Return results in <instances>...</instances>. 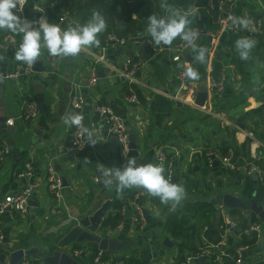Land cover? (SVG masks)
<instances>
[{"label":"crops","instance_id":"obj_1","mask_svg":"<svg viewBox=\"0 0 264 264\" xmlns=\"http://www.w3.org/2000/svg\"><path fill=\"white\" fill-rule=\"evenodd\" d=\"M190 1L192 4L189 9L195 11L198 19L200 15L203 16L202 25L212 28L210 19L196 6L198 0ZM45 2L46 0L29 1L23 16L28 21H38L44 16L49 23L58 24L62 30L71 27L65 21H50ZM160 5V16H164L165 10ZM230 10L238 17L262 16L264 0H237ZM16 14L21 15L18 12ZM71 20L78 25L75 19ZM146 28L145 25L142 31L129 34L126 39H122L124 42L118 40L114 44L109 42L84 49L75 58H50L47 49L42 48L38 59L42 63V72L32 71L18 79L5 77L0 80V114L3 104L5 117L7 120L13 119L20 130L18 138L8 133L0 134V149L8 147L11 150L0 163V199L23 185L24 181L18 177V173L25 162L32 163L40 181V186L32 196L28 213L21 215L9 211L2 219L4 241L0 246V264H42L41 255L38 254L22 258H12L11 254L19 249L32 247L43 250L44 254H51L76 220L83 219L90 211L107 202L110 206L95 235L104 234L108 238L120 239L122 247L117 251L106 250L102 261L94 263V244L89 240H73L63 251L72 256L73 249L85 247L86 252L75 257L81 264H134L132 260L142 264L156 261L179 264L194 248L199 250L212 244L207 239L209 234H213V230L216 231L220 223L228 218L236 222V228L224 236L225 245L237 240L241 230L252 233L249 229L251 225L261 226V237L253 247L246 250L252 253L246 256L244 264H264V247L261 242L264 236V108L261 106L264 103V36L253 37L257 43L252 49L251 59L242 60L239 67L232 63L231 51L223 42L228 35H222L213 42L203 64L194 62L195 54L189 50V61L199 72L200 79L190 80L187 87L196 94L198 87L206 86L207 100L210 98L209 79L214 63H221V69L225 68L227 73L224 91L221 94L213 93V103L206 104L221 119L222 126L214 133L219 137L216 145L194 149L188 145L181 148L178 143L180 144V137L187 138V108L200 107L189 103L186 89H179L175 78L177 65L171 60V46L155 45L151 36L146 33ZM16 35L10 31H0V56L4 57L2 63H6L7 72L20 64L15 59V52L19 49L21 37L17 38ZM2 40L9 44L3 45ZM154 49L157 51L155 56L152 54ZM142 51H146L151 58L144 59ZM103 53L107 64L98 62L95 56ZM112 57L115 59L112 60ZM126 57L145 63L141 75L136 76V81L131 85L138 97L136 104H129L126 100L130 93L129 81L121 74ZM107 66L111 68V72L104 78H99L98 72ZM92 72L98 77L97 83L94 86L88 82L87 85L84 84L85 78ZM75 92L86 98L85 106L78 111L71 106V98ZM31 99H43L47 112L40 113L26 126L27 120L21 122V116L27 101ZM101 104L110 105L116 112L122 111L123 114L118 115L127 124L128 131H132L129 134L135 139V148L129 149L127 153L120 152L119 148L107 149L112 137L105 138L106 131L93 117L95 107ZM70 112L84 115L83 124L93 132L95 141V144L85 142L82 149L74 151L72 159L69 152L73 127L69 128L61 121V117ZM34 131H40V134L36 135ZM11 139H14V148L17 150L7 145V141ZM253 142L258 143L255 160L258 169L247 177L242 172V167L252 155ZM220 145L233 150L236 161L242 166L237 171L230 170L232 184L229 190L224 188L220 178L210 180L209 177L205 180L197 172L201 165L206 167L203 150L218 149ZM160 146H166L170 153L178 152L176 163L182 166L173 183L182 182L187 198L176 211H169V206L161 204L158 198L152 197L142 188L125 189L118 197L114 186L109 190L104 185H99L95 168L122 166L129 157L135 158L137 164H154L155 152ZM130 151L134 154H130ZM85 158L90 163H83ZM49 163L55 166L69 184L63 183L59 202L50 196L45 183ZM187 163L194 165L192 171L186 167ZM218 166L219 163H216L211 167L214 168L213 175L217 177L220 173L215 168ZM259 187L262 190L258 193ZM224 196H230L232 202L240 205L227 207L222 202L218 204V198L223 201ZM136 198L146 213V224H135L132 214L125 216L124 210L119 224L112 225L111 217L116 212L114 201L119 199L129 206ZM250 200H255L261 206L262 216L249 209ZM204 203L211 204L206 216L199 213ZM157 211L160 213L159 217L156 215ZM182 229H187V233L180 237L173 235L174 230ZM166 237L174 241L175 245H163ZM208 263L207 258L205 264Z\"/></svg>","mask_w":264,"mask_h":264},{"label":"built area","instance_id":"obj_2","mask_svg":"<svg viewBox=\"0 0 264 264\" xmlns=\"http://www.w3.org/2000/svg\"><path fill=\"white\" fill-rule=\"evenodd\" d=\"M31 0H25L22 11H17L22 16V19H26L23 16L25 7L27 3ZM237 0H208L206 11L208 12L211 8L217 7V14L214 18H211L212 28H208L203 25H195L192 26L194 29L199 30V37L194 41V43L198 44L200 39L202 38H211V45H213L214 41L219 40L222 35H242L244 37H257L264 36V14L262 16L258 15H249L244 18H248L251 20V28L255 29H245L239 26H233L229 17L236 16L230 10V7ZM19 8V6H18ZM16 11V10H14ZM61 21H65L61 19ZM110 41H118L114 36H109ZM124 42V40H122ZM190 46L187 45L186 42L182 41L179 37L174 41L170 47L171 52V60L176 63V71L175 78L178 82L180 90H187V97L189 103L194 104L195 99V91L193 89H189L187 87L189 83V79L185 75V69L189 66L192 67L191 62L187 58V53L189 52ZM153 56L157 54V51L154 49ZM98 62L107 64L106 55L103 53L101 55L95 54ZM50 58H54L49 55ZM143 61H134L130 57H126L123 65L121 74L128 79V86L130 88V93L127 95L126 100L129 104H136L138 102V97L136 93L132 90V84L136 81V72L141 70L144 66ZM2 62H0V76H1ZM33 71V65H28L26 63H21L15 67L14 70L7 72L6 77L9 79H18L24 75H28ZM98 81V77L95 72H92L90 76H88V83L91 86H94ZM227 82V73L226 69L223 68L220 70L218 76H211L209 79V93L210 98L206 101L205 106L200 107L202 111L209 113L211 115L216 116L214 110L211 106H206L207 102H213L211 98L213 93L221 94ZM86 103V98L81 93L75 92L71 98V106L75 110H81ZM39 103L36 99H31L27 101L26 107L22 113L21 118L23 120L35 119L39 116ZM93 117L98 122L99 126H101L109 137L114 138L118 143V148L122 153H127L130 149V134L128 131L127 124L122 119L121 116L110 106L101 104L95 107L93 111ZM7 123L10 125L14 124L13 119L7 120ZM264 134V131H263ZM84 133L73 127L71 130V144L70 149L80 150L85 144L83 140ZM258 147L257 142H253L251 145V158L253 161H249L245 166H240L234 157V151L229 150L228 153L223 154L218 149H207L206 152V164L209 167L214 166L216 163L223 164L227 169L231 171H237L242 167V172L245 176H252L255 171L258 169L255 164L256 158V150ZM11 153V150L8 147H4L0 149V163ZM178 157V152L170 153L166 146H160L157 148L155 152V163L154 164H162L165 168V177H171L172 182H174L176 178L175 174V165ZM18 177L21 178L24 183L23 185L16 191L9 192L5 194L0 199V246L4 241L3 234V217L9 212L13 211L19 213L21 215H25L28 213L31 206V199L35 192V190L40 186V181L37 177L36 170L31 162H25L21 167ZM45 183L47 184V188L50 196L57 202L61 200L62 197V188H63V178L62 175L58 172L55 166L52 163H49L46 170V178ZM138 197V196H136ZM137 198L134 199L131 203H129V207L132 212V220L135 224L139 226H143L146 224V215L141 205L137 203ZM126 206L122 209L124 212ZM219 229L222 230L221 236L223 237L221 241L216 244H210L206 247H203L197 253H190L186 255L179 264H193L194 262H198L200 258L206 257L208 258L210 255H215L217 261L221 264L225 263V257L228 256L226 251V245L224 241V236L230 230L236 228V222L228 218L225 222L220 223ZM250 231L256 233L257 238L261 237V226L259 224H253L250 226ZM249 249V246H242L237 248V258L235 259V264H244V260L242 258L243 252ZM86 252L85 247H80L73 249L71 254L73 257H77L80 254ZM106 256V250L97 249L93 256L94 263H100L102 259ZM116 264H120L116 263ZM151 264H166L164 261H156Z\"/></svg>","mask_w":264,"mask_h":264},{"label":"clouds","instance_id":"obj_3","mask_svg":"<svg viewBox=\"0 0 264 264\" xmlns=\"http://www.w3.org/2000/svg\"><path fill=\"white\" fill-rule=\"evenodd\" d=\"M25 0H0V31H10L22 36L19 49L15 52L17 61L33 65L41 55V49H47L49 55L61 59L78 57L87 48L99 47L98 36L107 29V23L99 11H93L90 19L84 25L69 27L62 30L58 24L49 23L44 16L38 21H28L16 14L22 11ZM19 6V8H18ZM165 15L152 14L147 18L146 33L151 36L155 45L171 46L176 38H180L191 47L194 62L205 63L207 47L197 45L194 41L199 37V30L192 28L190 17L195 15L193 9L187 11L176 8L162 0L160 5ZM16 10V11H14ZM41 10V9H37ZM42 11V10H41ZM233 26L245 29L251 28V20L244 17H229ZM257 41L251 37H241L235 41V49L241 60H250L252 49ZM4 60L0 56V62ZM189 80H199V72L189 66L185 69ZM3 77L0 76V80ZM67 127H76L86 136L89 143L95 144L93 132L83 124L82 113H68L61 117ZM83 163L90 161L85 158ZM100 181L111 190L113 186L118 195L125 189L142 188L160 203L169 206V211H176L187 198V192L180 183H173L171 177H165L162 164H137L133 157H129L122 166L99 167ZM159 217V211L156 212Z\"/></svg>","mask_w":264,"mask_h":264},{"label":"trees","instance_id":"obj_4","mask_svg":"<svg viewBox=\"0 0 264 264\" xmlns=\"http://www.w3.org/2000/svg\"><path fill=\"white\" fill-rule=\"evenodd\" d=\"M166 2L169 5L181 10L183 9L185 11L188 10L192 4L190 0H166ZM207 2L208 0H198L196 2V6H199L204 11V16L211 20V18H214L217 14V7L211 8L207 12ZM161 3L162 1L160 0H46L45 5L47 6L50 21L54 19L65 20L69 17L71 19H75L78 25H84L90 19L94 10L99 11L107 23V29L99 34L98 39L100 40V44H105L110 42L109 36H114L117 39L122 40L126 39L129 34L132 35L137 31H142L143 27L145 25L147 26V18L150 15L162 14L159 10V5ZM200 16L201 17H199V19L197 15L190 17V19L193 21L191 27L195 25H202L203 16ZM16 37H21L22 40L21 35H16ZM241 37L244 36L229 35V37L223 39L224 44L231 51V61L237 67L240 66L242 60L239 58L234 45L235 41ZM2 44L8 45L9 43L2 40ZM197 45L205 46L208 50L211 48V42L208 40V38L200 39ZM21 63L23 62H20V64ZM220 70L221 63H214L211 71L212 76H218ZM207 149L208 148L203 150L205 162ZM218 150L221 153L226 154L229 151V147L226 145H220ZM249 161H253V158L250 157L248 162ZM261 167H263V165H261ZM261 190L262 187H259V189H257L258 193L261 192ZM125 206L126 203L120 201L119 199L114 201V208L116 209V212L111 217L112 225L116 226L122 220V209ZM209 207H211V204H202L199 213H201L203 216L208 215L206 211H208ZM221 232L222 230L218 228L214 234L210 233L207 239L210 241V243L216 244L223 238L221 236ZM183 233H187V229L173 231V235L176 237H180ZM257 239L256 233H249L245 230H241L239 238L233 241V243L226 245L228 256L225 257V264H235V259L237 258V248L242 246H249V248H251L256 244ZM204 246H206V244H204ZM200 250L201 249L198 250L194 248L192 253H197ZM208 260V264H220L217 261L215 255H210ZM132 261L134 264H142L136 260Z\"/></svg>","mask_w":264,"mask_h":264},{"label":"water","instance_id":"obj_5","mask_svg":"<svg viewBox=\"0 0 264 264\" xmlns=\"http://www.w3.org/2000/svg\"><path fill=\"white\" fill-rule=\"evenodd\" d=\"M35 1H38V0H35ZM19 16L21 17V15H19ZM65 22L68 23L71 27H76V24L69 17L65 19ZM208 40L211 41V38L209 37ZM115 42L116 41H114V40L110 41L111 44H114ZM189 49L191 50V47ZM145 52L146 51H142L141 54L143 55L144 59L149 60L151 58V55H147V53H145ZM187 58L190 59V55L188 53H187ZM111 59L114 60L115 58L112 57ZM41 64L42 63L37 60L33 64V71L42 72L43 67ZM5 67H6V63H2L1 76L3 78H5L6 74H7ZM110 72H111V68L107 66L103 69V71L98 72V77L104 78L106 76V74L110 73ZM140 75H141V70H138L136 72V76H140ZM87 82H88V77L85 78L84 84L87 85ZM0 86H2L1 82H0ZM207 97H208L207 87L206 86L198 87L197 94H196L195 99H194L195 105H197L198 107L205 106V103L207 101ZM38 102H39L40 113L45 114L47 112V109H46V105L44 103V100L39 99ZM261 106L264 108V103ZM1 107H2V109H1L2 112L0 114V134L4 135V134L8 133L12 137L18 138L19 133H20L19 128L17 127V125L15 123L13 125H10L7 123V118L5 117V114H4L3 104H1ZM117 113L119 115L123 114L122 111H117ZM30 124H31V119H28L26 121V126H29ZM34 133L36 135H39L40 131H34ZM129 133L132 134V131H130ZM104 135H105V138L108 137L107 133H105ZM83 140L85 142L88 141L85 134H84ZM134 140L135 139L133 136L130 137V149L135 148ZM7 145L13 149H16V148H14V145H15L14 139L7 141ZM117 148H118L117 141L114 138H111V141L108 144L107 149L108 150H115ZM74 151H75L74 149H71V151L69 152L71 159L73 158ZM129 153L134 154L133 151H130ZM57 168L60 169V166H58ZM98 168L99 167L95 168V173H96L97 178L99 180V185L102 186L103 183L99 179L100 173L98 171ZM64 182H65V185H69L63 179V183ZM221 202L223 203V205H225L227 207H235L237 205H240V203L232 202V198L230 196H224L223 201L219 197L218 198V204ZM109 204L110 203H108V202L101 204L96 209L90 211L89 214L86 217H84L83 219L76 220L68 228V230L66 231L64 236L61 238V241L58 243V245H57L58 247L55 250H53V252L51 254H44L43 250L38 249L36 247H32V248L26 249V250L19 249L17 251H14L11 254L12 258H15V257H21L22 258L24 256H30V255L38 254V255H41L42 264H81V263H79V261H77L75 259V257H73V256L69 255L68 253H66L65 251H63V248H65L73 240H76L77 242H86L89 240L91 243L94 244V246H93L94 249H103V250H109V251H117V250L121 249L122 240L108 238L104 234L95 235V232L98 229L99 224L102 222L103 216L105 215L106 211L108 210V208L110 206ZM126 205L127 206L125 208V216H130L132 214L131 208L128 206V203H126ZM249 209H251L252 211L257 213L259 216H262V214H263V212H261V206L258 205L255 200H250ZM246 212L248 213L249 211L247 210ZM214 233H215V230H213V234ZM261 242H262L263 247H264V236L262 237ZM162 244L167 246V247H172L175 245V242L171 241L168 237H166ZM251 253H252V251L243 252V254H242L243 260L246 258V256L248 254H251ZM206 260H207L206 257H202L199 259L198 262H194L193 264H205Z\"/></svg>","mask_w":264,"mask_h":264},{"label":"rangeland","instance_id":"obj_6","mask_svg":"<svg viewBox=\"0 0 264 264\" xmlns=\"http://www.w3.org/2000/svg\"><path fill=\"white\" fill-rule=\"evenodd\" d=\"M185 113H187L186 114L187 124L185 126V135H187V138L183 139L182 137H180L179 138L180 144L178 143V146L183 148L184 145H188L190 148H194V149L203 146L215 147L216 141L218 140L219 137L217 134L214 133L215 130L218 129V127L222 126L221 119H218L217 116L207 114L205 111H202L196 107L187 108ZM23 121L25 120L22 119L21 122ZM205 166L206 167L201 165V168L197 171L198 174L203 175L205 180L209 179V177H211L210 180H216L217 178H220L222 183H224V188L227 190L230 189V185L232 184L230 177L232 174L229 169H227L223 164H219V166L215 168L220 173L219 177H217L213 175L214 168L209 167L207 164ZM186 167L192 171L194 165L192 166L191 163H187ZM181 168L182 166L181 165L178 166L176 163L175 165L176 175L179 173L178 169ZM179 183L182 184L181 181Z\"/></svg>","mask_w":264,"mask_h":264}]
</instances>
